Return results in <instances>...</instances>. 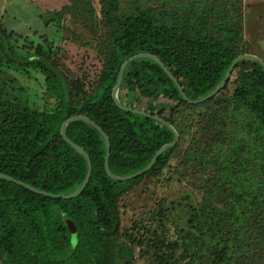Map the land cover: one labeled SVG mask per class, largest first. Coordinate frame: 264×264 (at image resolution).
Segmentation results:
<instances>
[{
	"label": "trees",
	"instance_id": "obj_1",
	"mask_svg": "<svg viewBox=\"0 0 264 264\" xmlns=\"http://www.w3.org/2000/svg\"><path fill=\"white\" fill-rule=\"evenodd\" d=\"M93 1L72 0L68 8L91 31L105 29L91 91L67 77L52 42L20 39L0 25V173L53 194L76 190L86 172L84 157L60 134L70 116H87L105 132L117 175L141 169L173 139L161 122L114 103L125 59L156 55L197 99L237 55H256L239 0ZM49 20L61 27L59 13ZM19 77L41 89L25 90ZM118 98L131 108L147 98L143 111L169 122L176 143L143 174L115 180L104 170L100 132L84 121L67 124L68 137L89 155V180L78 196L62 198L0 178V264H264V68L241 60L218 93L189 103L157 63L137 58L124 69ZM164 170L177 180L190 176L192 188L158 199L122 227L121 198Z\"/></svg>",
	"mask_w": 264,
	"mask_h": 264
},
{
	"label": "rangeland",
	"instance_id": "obj_2",
	"mask_svg": "<svg viewBox=\"0 0 264 264\" xmlns=\"http://www.w3.org/2000/svg\"><path fill=\"white\" fill-rule=\"evenodd\" d=\"M239 3L243 14L244 38L250 42L254 53L264 58V0H239ZM92 4L97 7L95 0ZM69 7H72V0H0V25L20 39H46L52 42L57 50L55 56L59 59V66L65 70L67 77L78 79L84 90L91 91L102 66L96 46L104 37L105 29L98 25L96 31H91L89 25L77 16L79 13L69 12ZM62 8L66 10L60 13ZM55 12L60 15V28L56 20H49L51 17L53 19ZM19 79L23 81L25 90H30L29 85L36 86L38 91L41 89L38 80L26 81L24 77ZM120 95L124 98L125 92ZM146 100H135L132 108L145 109ZM179 168V175H182L185 171L181 166ZM189 178L181 176L177 180V175L164 170L160 177L152 181L142 180L120 200L121 226L129 225L132 220L143 216L158 199L170 200L178 192L191 189L193 185ZM65 224L73 235V221L66 219ZM123 264L132 263L126 260Z\"/></svg>",
	"mask_w": 264,
	"mask_h": 264
},
{
	"label": "water",
	"instance_id": "obj_3",
	"mask_svg": "<svg viewBox=\"0 0 264 264\" xmlns=\"http://www.w3.org/2000/svg\"><path fill=\"white\" fill-rule=\"evenodd\" d=\"M137 58H148V59L153 60L155 63H157L164 70V72L167 74V76L176 84V86L178 87V90H179L182 98L185 101L189 102V103H200L202 101H205L209 97L213 96L214 94L218 93L219 90L225 85V83L229 79V77L231 75V72L233 71V68H234L235 64L237 62L241 61V60H253V61H256V62H258L264 68V61L259 56L255 55V54H251V53L239 54L235 58H233V60L229 64V66H228V68H227V70H226L223 78L213 88V90H211L209 93H207L206 95H204V96H202L200 98L190 99L184 93L183 88L178 84L176 78L173 76V74L171 73V71L164 65V63L156 55L149 54V53H144V52H140V53L133 54L130 57H128L127 59H125L121 63V65L119 67V71H118V74H117L116 82L113 85L112 90H111V96H112V99H113L114 103L116 104V106H118L121 109L130 110V111L135 112V113H139V114L151 116L153 119H155V120L161 122L162 124H164L165 126H167L172 131V133L174 135L173 136V139L170 142H167V143L161 145L158 148V150L155 152V154L151 157V159L149 160V162L144 167H142L141 169H139V170H137L135 172H132L130 174H125V175H117V174H114L110 170V168L108 166V157H109V151H110V143H109L108 136L89 117L78 114V115H73V116L68 117L67 119H65L62 122V124L60 126V134H61L62 138L69 145H71L79 154H81L84 157L85 162H86V172H85L84 178H83L81 184L79 185V187L76 190H74L72 192H69V193H66V194H53V193H49V192H45V191L39 190V189H37V188H35L33 186H30L28 184H25V183H23V182H21L19 180H16V179H14V178L6 175V174H3V173H0V178H5L7 180L15 181V182H17L19 184H22L25 187L33 190V191H35V192L42 193V194L47 195V196L62 197V198H72V197L78 196L81 193V191L83 190V188L85 187V185L87 184L88 180H89V177H90V174H91V168L92 167H91V161H90V158H89V155L87 154V152L81 146H79L76 143H74L68 137V135L66 133V130H65L66 125L69 124V123H71V122H75V121H84V122L88 123L89 125H91L92 127H94L97 131H99L100 134L102 135L103 140H104V144H105V154H104V162H103V164H104V170H105L106 174L110 178L115 179V180H126V179H130L132 177L141 175L146 170H148L153 165V163L155 162L156 158L164 150H167L168 148L172 147L176 143V141L178 139V133L174 129V127L171 124H169V122H167L162 117H160V116H158L156 114H150V113L145 112L143 110H139V109H136V108H131V107L125 106L124 104H122L120 102V100L118 98V89H119V86H120V83H121V80H122V76H123L124 69H125L126 65L129 62H131L132 60L137 59Z\"/></svg>",
	"mask_w": 264,
	"mask_h": 264
}]
</instances>
